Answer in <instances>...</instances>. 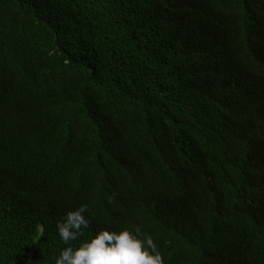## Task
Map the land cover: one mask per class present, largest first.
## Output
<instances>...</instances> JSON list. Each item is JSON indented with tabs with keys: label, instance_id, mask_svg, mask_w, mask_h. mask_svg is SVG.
Instances as JSON below:
<instances>
[{
	"label": "trees",
	"instance_id": "trees-1",
	"mask_svg": "<svg viewBox=\"0 0 264 264\" xmlns=\"http://www.w3.org/2000/svg\"><path fill=\"white\" fill-rule=\"evenodd\" d=\"M103 228L264 264V0H0V264Z\"/></svg>",
	"mask_w": 264,
	"mask_h": 264
},
{
	"label": "clouds",
	"instance_id": "clouds-1",
	"mask_svg": "<svg viewBox=\"0 0 264 264\" xmlns=\"http://www.w3.org/2000/svg\"><path fill=\"white\" fill-rule=\"evenodd\" d=\"M87 204L68 211L57 225L63 241L77 239L90 225ZM55 264H165L162 253L150 235L140 230L103 228L78 247L67 246Z\"/></svg>",
	"mask_w": 264,
	"mask_h": 264
}]
</instances>
